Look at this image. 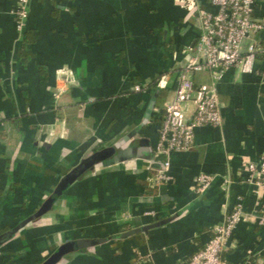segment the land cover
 <instances>
[{"label": "crops", "instance_id": "crops-1", "mask_svg": "<svg viewBox=\"0 0 264 264\" xmlns=\"http://www.w3.org/2000/svg\"><path fill=\"white\" fill-rule=\"evenodd\" d=\"M16 2L0 0V237L37 214L86 156L121 145L139 147V157L86 174L48 214L0 242V264H42L72 241L165 221L60 264H183L239 201L245 215L223 258L240 264L253 253L246 264H264V193L245 172L264 155V54L253 72L235 68L215 85L222 125L197 128L192 151L173 156L175 182L155 188L147 178L159 170L158 129L175 99L183 51L196 46L202 13L215 11L209 0H30L23 30L11 15ZM254 17L264 24V0ZM24 33L35 56L25 68L17 64ZM258 37L264 48V31ZM192 80L214 83L209 72ZM194 111L184 106L187 118ZM202 174L213 183L201 195ZM122 224L132 229L121 233Z\"/></svg>", "mask_w": 264, "mask_h": 264}, {"label": "built area", "instance_id": "built-area-1", "mask_svg": "<svg viewBox=\"0 0 264 264\" xmlns=\"http://www.w3.org/2000/svg\"><path fill=\"white\" fill-rule=\"evenodd\" d=\"M258 1L209 0L215 11L202 13V26L196 46L183 51L186 66L177 72L175 99L166 106L158 129V143L154 153L159 170L147 178V182L155 188L175 182L172 174L173 156L192 151L197 128H218L222 125L223 115L219 109L215 85L235 68H241L246 73L253 72L258 56L264 54L258 37L264 31V24L254 17ZM29 4L30 0H17L11 12L20 30H23L28 19ZM204 72L212 75L213 86L195 87L192 76ZM134 91L145 93L147 90L143 85H136ZM59 97L58 94L55 96L56 99ZM188 103L194 105L192 119L184 113V106ZM245 172L247 181L255 183L264 193V155L259 165L248 163ZM212 183L210 175H200L196 180V193L205 194ZM146 215L155 216V213L148 212ZM244 215L242 202L239 201L224 224L213 230V236L205 248L195 252L183 264H230L224 260L223 254ZM259 224L264 226V201Z\"/></svg>", "mask_w": 264, "mask_h": 264}, {"label": "water", "instance_id": "water-1", "mask_svg": "<svg viewBox=\"0 0 264 264\" xmlns=\"http://www.w3.org/2000/svg\"><path fill=\"white\" fill-rule=\"evenodd\" d=\"M147 142L141 141V146L146 145ZM139 147H127L122 149L121 145L114 147L107 146L101 151H97L90 156H86L75 168H73L66 176H64L58 186L56 187L54 194L50 197L42 206L37 214H35L27 222L12 229L7 234L0 237L1 243H6L14 238L20 229L24 228L28 223L35 221L48 214L55 205H58L62 196L78 181L82 180L84 176L90 172H95L99 168H108L110 166L120 164L131 159L139 157ZM156 200V198L148 199L149 202ZM182 213H178L176 217ZM169 221L160 222L151 226H144L130 232L112 236L110 238L103 239H80L72 241L65 245H61L49 258H47L42 264H60L69 253H87L91 252L93 248H96L102 244H106L110 241L125 240L136 234L147 233L153 228H158Z\"/></svg>", "mask_w": 264, "mask_h": 264}, {"label": "trees", "instance_id": "trees-1", "mask_svg": "<svg viewBox=\"0 0 264 264\" xmlns=\"http://www.w3.org/2000/svg\"><path fill=\"white\" fill-rule=\"evenodd\" d=\"M31 37H32V34L31 33H24L22 38H21V41H20V56L17 60V64L22 66V67H26L28 64H30L33 59H34V51L33 49L31 48V46H33L34 44V41L31 40ZM4 57L5 55H0V66H2L5 62L4 60ZM186 66V61H184V63L178 68L179 70L183 69L184 67ZM47 78L46 76L42 78V82H46ZM152 85L154 86L155 83H151L149 84V86ZM157 88V86H156ZM53 209V208H52ZM130 229H132V226L129 225V224H122L119 226V232H125V231H129ZM213 236V234L211 235V237ZM203 250V249H202ZM224 256V254H223ZM255 261V258L253 256L249 257L247 260H243L242 263L240 264H246L248 262H254Z\"/></svg>", "mask_w": 264, "mask_h": 264}, {"label": "rangeland", "instance_id": "rangeland-1", "mask_svg": "<svg viewBox=\"0 0 264 264\" xmlns=\"http://www.w3.org/2000/svg\"><path fill=\"white\" fill-rule=\"evenodd\" d=\"M30 6V5H29ZM12 15V14H11ZM29 15V14H28Z\"/></svg>", "mask_w": 264, "mask_h": 264}]
</instances>
